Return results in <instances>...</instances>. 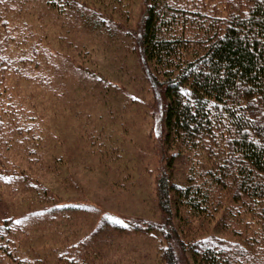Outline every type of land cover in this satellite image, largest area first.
Wrapping results in <instances>:
<instances>
[{
  "label": "rangeland",
  "instance_id": "obj_1",
  "mask_svg": "<svg viewBox=\"0 0 264 264\" xmlns=\"http://www.w3.org/2000/svg\"><path fill=\"white\" fill-rule=\"evenodd\" d=\"M18 1L9 28H21L23 43L19 35L0 41V70L15 83L9 98L21 97L27 112L12 120L17 105L1 97L2 118L16 124L1 157L21 173L4 164L0 174L13 254L29 264H161L171 243L156 192L161 101L134 41L144 0ZM181 160L173 161L177 180ZM0 264L19 263L0 253Z\"/></svg>",
  "mask_w": 264,
  "mask_h": 264
},
{
  "label": "trees",
  "instance_id": "obj_2",
  "mask_svg": "<svg viewBox=\"0 0 264 264\" xmlns=\"http://www.w3.org/2000/svg\"><path fill=\"white\" fill-rule=\"evenodd\" d=\"M18 2L0 0L4 44L18 35L23 43L21 28H9ZM134 41L161 101L165 163L156 192L171 228L161 264H264V0H144ZM0 71V174L5 176L7 164L10 175L20 176L13 160L1 157L16 129L7 123L9 115L2 118V98L17 105L12 120L27 112L21 97L9 98L15 83L9 84L7 70ZM34 128L30 132L41 137ZM28 145L20 148L27 152ZM219 211L218 224L211 225ZM10 242L2 220L0 253L15 263L33 262L14 255Z\"/></svg>",
  "mask_w": 264,
  "mask_h": 264
}]
</instances>
